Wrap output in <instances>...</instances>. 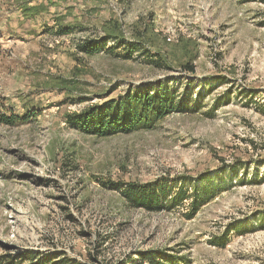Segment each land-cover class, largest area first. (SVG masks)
Instances as JSON below:
<instances>
[{"label":"rangeland","instance_id":"374dc122","mask_svg":"<svg viewBox=\"0 0 264 264\" xmlns=\"http://www.w3.org/2000/svg\"><path fill=\"white\" fill-rule=\"evenodd\" d=\"M44 1L52 17L37 51L24 58L0 42V111L28 116L0 124V264H30L26 251L74 264H139L145 251L178 264H264V229L208 243L264 214V0ZM106 31L118 48L106 49L110 38L77 50ZM161 82L176 100L193 89L190 108L150 129L100 137L64 122ZM208 177L219 188L189 219L188 201L147 211L119 189L166 179L191 193Z\"/></svg>","mask_w":264,"mask_h":264},{"label":"trees","instance_id":"16d2710c","mask_svg":"<svg viewBox=\"0 0 264 264\" xmlns=\"http://www.w3.org/2000/svg\"><path fill=\"white\" fill-rule=\"evenodd\" d=\"M61 28L55 32L57 34L74 32L73 30ZM110 38H114L115 42H118L116 36L106 31L104 37L99 39V42L83 39L76 48L80 52L93 54L102 47L104 48ZM120 45L121 43H117V45L106 49L112 51ZM123 56L124 58H130L131 51L128 50ZM184 68L188 72L194 71V67L190 63H186ZM186 92L184 98L176 100L175 91H172L171 88L162 82L154 86L146 85L144 88L128 89L122 95L103 100L79 112L66 113L64 122L82 133L100 137L118 133L127 134L138 129H150L167 114L185 112L190 108L189 98L193 93V89L188 88ZM217 106L216 103L213 108ZM27 119V115L17 116L12 112L0 111V124L15 125ZM203 180L205 179L203 178ZM110 184L114 188H118L115 183ZM204 184L206 183L204 182ZM190 187H192L191 193H188L187 189H182L179 185L177 186V183L171 184L166 179H158L144 184L125 182L119 189L130 204L147 211L169 209L175 205L182 204L184 201H188L189 207L186 218L189 219L210 199L214 190L219 188L218 183H211L209 177L207 185H201L200 187L191 185ZM174 188H176V191L171 195ZM254 221V226H249L244 221L228 224L221 234L211 236L208 243L216 248H224L230 243L232 235L240 236L247 231L264 229L263 213L258 214ZM23 256L30 261V264H74L60 255L47 256L35 251H26ZM137 259L139 264L143 262H148V264H178V261H180L176 257L165 255L159 251L141 252Z\"/></svg>","mask_w":264,"mask_h":264},{"label":"crops","instance_id":"0c3cea01","mask_svg":"<svg viewBox=\"0 0 264 264\" xmlns=\"http://www.w3.org/2000/svg\"><path fill=\"white\" fill-rule=\"evenodd\" d=\"M45 4L44 0H0V42L5 49L24 58L38 50L36 44L47 30L45 21L52 17Z\"/></svg>","mask_w":264,"mask_h":264},{"label":"built area","instance_id":"2783aa9c","mask_svg":"<svg viewBox=\"0 0 264 264\" xmlns=\"http://www.w3.org/2000/svg\"><path fill=\"white\" fill-rule=\"evenodd\" d=\"M56 31V30H55ZM54 33H56V32H54ZM53 33V34H54ZM69 34H71V33H69ZM68 34H58V36H67ZM171 39L170 38H168V41H170Z\"/></svg>","mask_w":264,"mask_h":264}]
</instances>
